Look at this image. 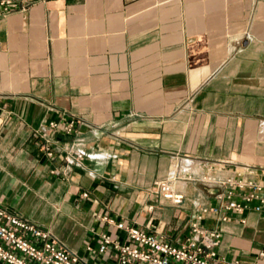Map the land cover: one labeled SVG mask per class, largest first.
<instances>
[{
	"label": "crops",
	"instance_id": "0c3cea01",
	"mask_svg": "<svg viewBox=\"0 0 264 264\" xmlns=\"http://www.w3.org/2000/svg\"><path fill=\"white\" fill-rule=\"evenodd\" d=\"M71 116L86 124L48 129ZM218 164L224 177L250 165L264 179V0L0 10V204L90 257L101 232L125 236L103 215L185 241L194 212L216 204L220 189L200 178ZM159 180L185 193L181 205L156 192ZM226 215L202 220L221 231L207 250L264 264V211Z\"/></svg>",
	"mask_w": 264,
	"mask_h": 264
},
{
	"label": "built area",
	"instance_id": "2783aa9c",
	"mask_svg": "<svg viewBox=\"0 0 264 264\" xmlns=\"http://www.w3.org/2000/svg\"><path fill=\"white\" fill-rule=\"evenodd\" d=\"M50 0H0L2 15ZM85 121L71 116L64 123L50 121L51 133L77 132V124ZM46 139L45 149L50 157L55 156L52 136L43 134ZM220 163H224L220 161ZM213 165L200 180L210 188L220 190L215 194L216 204L201 205L193 214L192 234L185 241H168L159 233L140 228L125 221H116L107 215L102 220L116 225L124 231V238L106 231L100 233L97 250L93 257L83 255L71 249L66 242L45 226L36 223L19 211H12L0 204V264H222L216 251L207 250L218 242L221 231L210 230L202 224L208 215H217L223 221L228 219V210L242 212L246 209L264 211V179H258L255 168L242 165L241 170H234L226 177L222 166ZM156 192L173 204L181 205L185 193L176 190L172 181H156ZM85 196L88 192L84 193ZM93 251L91 245L87 246ZM235 264L240 261L235 260Z\"/></svg>",
	"mask_w": 264,
	"mask_h": 264
},
{
	"label": "water",
	"instance_id": "95a60500",
	"mask_svg": "<svg viewBox=\"0 0 264 264\" xmlns=\"http://www.w3.org/2000/svg\"><path fill=\"white\" fill-rule=\"evenodd\" d=\"M244 43H247V40H245ZM211 191H212V192H213V191H214V192H217L218 189H217V188H211Z\"/></svg>",
	"mask_w": 264,
	"mask_h": 264
},
{
	"label": "rangeland",
	"instance_id": "374dc122",
	"mask_svg": "<svg viewBox=\"0 0 264 264\" xmlns=\"http://www.w3.org/2000/svg\"><path fill=\"white\" fill-rule=\"evenodd\" d=\"M201 187H204L202 184H199Z\"/></svg>",
	"mask_w": 264,
	"mask_h": 264
}]
</instances>
